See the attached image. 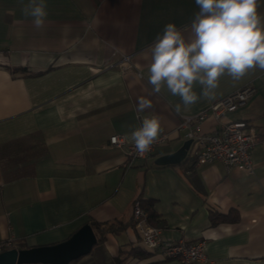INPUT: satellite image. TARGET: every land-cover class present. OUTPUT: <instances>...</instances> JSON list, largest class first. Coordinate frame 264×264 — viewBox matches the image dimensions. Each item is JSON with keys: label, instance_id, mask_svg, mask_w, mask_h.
Listing matches in <instances>:
<instances>
[{"label": "crops", "instance_id": "obj_1", "mask_svg": "<svg viewBox=\"0 0 264 264\" xmlns=\"http://www.w3.org/2000/svg\"><path fill=\"white\" fill-rule=\"evenodd\" d=\"M28 3L0 0V239L51 244L85 223L122 221L72 264H182L135 250L142 243L130 220L140 198L150 202L162 241H204L205 259L194 264H264V70L240 79L225 73L214 99L185 108L166 87L153 94L147 76L150 46L165 25L191 36L195 0H44L39 29L23 15ZM257 3L264 16V0ZM246 84L255 92L244 105L218 119L209 114L200 127L240 118L255 125L262 138L251 150L252 173L221 162L191 165V147L180 163H154L187 139L185 116ZM140 97L152 107L138 112ZM152 115L167 138L148 156L130 159L109 144L111 134L126 138ZM230 210L236 220L211 223V212Z\"/></svg>", "mask_w": 264, "mask_h": 264}, {"label": "clouds", "instance_id": "obj_2", "mask_svg": "<svg viewBox=\"0 0 264 264\" xmlns=\"http://www.w3.org/2000/svg\"><path fill=\"white\" fill-rule=\"evenodd\" d=\"M199 11L190 25L186 39L174 23L165 25L150 46L151 62L148 83L153 94L166 87L178 96L185 108L199 99H214L219 78L227 73L240 79L249 69L264 70V16L257 12V0H195ZM39 29L48 15L44 0H29L22 9ZM199 85L198 95L194 86ZM152 107V101L140 97L137 111ZM180 113L181 103L175 105ZM162 132L159 117H144L140 126L130 132L136 153L143 155Z\"/></svg>", "mask_w": 264, "mask_h": 264}, {"label": "built area", "instance_id": "obj_3", "mask_svg": "<svg viewBox=\"0 0 264 264\" xmlns=\"http://www.w3.org/2000/svg\"><path fill=\"white\" fill-rule=\"evenodd\" d=\"M123 60H127V56ZM254 92L255 87L246 84L213 101L207 110L183 118L179 125L188 126L186 137L192 140L189 148L191 147L196 163L221 162L239 175L253 172L251 150L262 138L255 125L241 118L223 121L217 129L211 131H202L200 125L209 114L218 119L222 114L244 105ZM166 138L167 133L162 132L150 150L143 155L136 153L134 143L128 141L123 134H111L108 141L110 145L124 151L130 159H135L148 156ZM132 219V226L146 248L158 250L165 258L180 259L182 264H194L205 259L202 240L162 241L158 236V228L148 221V214L142 209L138 198L132 203ZM10 248H18L17 242L11 237L1 238L0 252Z\"/></svg>", "mask_w": 264, "mask_h": 264}, {"label": "water", "instance_id": "obj_4", "mask_svg": "<svg viewBox=\"0 0 264 264\" xmlns=\"http://www.w3.org/2000/svg\"><path fill=\"white\" fill-rule=\"evenodd\" d=\"M191 141V138H187L177 149L158 155L154 163H180L186 157ZM96 241L97 237L92 225L85 223L62 241L1 251L0 264H69L73 259L90 252Z\"/></svg>", "mask_w": 264, "mask_h": 264}, {"label": "trees", "instance_id": "obj_5", "mask_svg": "<svg viewBox=\"0 0 264 264\" xmlns=\"http://www.w3.org/2000/svg\"><path fill=\"white\" fill-rule=\"evenodd\" d=\"M190 155H191V153L188 154V156L186 157V160H189V161L191 160V165H193V164L196 163V161H193L194 160V156H192V155L190 156ZM138 200L140 202V205H141L142 209L145 212H147V214H148V221L150 223H152L153 219L155 218V213L151 209L150 202H141L140 198H138ZM237 218H238V215L236 213H234V211H231V210L227 214H222V213H218V212H215V211L210 213V221L213 224H215L217 222H220V221H234ZM130 224L131 225L133 224L132 217H131V220H130ZM91 225H92L93 230L96 232L97 242H99V241H103L106 232H108V231H118L119 229L125 227L126 222H122V221H116V222L115 221H104V222L93 221L91 223ZM135 250L137 252L143 251L144 254H146L148 252L147 248L145 246H143V245L142 246H137ZM77 260H78V258L73 259L69 264L75 263Z\"/></svg>", "mask_w": 264, "mask_h": 264}]
</instances>
